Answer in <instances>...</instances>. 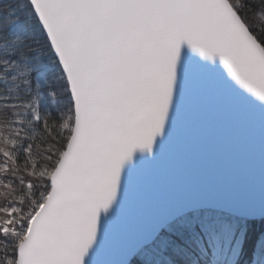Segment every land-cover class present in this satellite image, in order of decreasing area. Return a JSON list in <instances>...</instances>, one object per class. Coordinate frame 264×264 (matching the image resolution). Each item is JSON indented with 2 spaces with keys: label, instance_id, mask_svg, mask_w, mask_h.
Returning <instances> with one entry per match:
<instances>
[{
  "label": "snow or ice",
  "instance_id": "1",
  "mask_svg": "<svg viewBox=\"0 0 264 264\" xmlns=\"http://www.w3.org/2000/svg\"><path fill=\"white\" fill-rule=\"evenodd\" d=\"M191 96L264 117V0H0V264H98ZM108 264H264V197L164 188Z\"/></svg>",
  "mask_w": 264,
  "mask_h": 264
},
{
  "label": "water",
  "instance_id": "2",
  "mask_svg": "<svg viewBox=\"0 0 264 264\" xmlns=\"http://www.w3.org/2000/svg\"><path fill=\"white\" fill-rule=\"evenodd\" d=\"M210 184L223 194L264 197V117L257 107L238 120L220 118L189 96L175 115L174 127L158 158L130 178L127 200L111 222L98 264L118 257L125 226L141 204L164 188Z\"/></svg>",
  "mask_w": 264,
  "mask_h": 264
}]
</instances>
